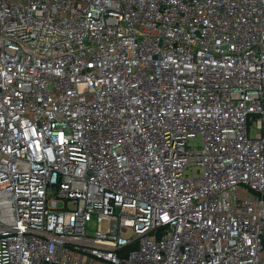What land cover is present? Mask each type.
<instances>
[{
  "label": "built area",
  "instance_id": "1",
  "mask_svg": "<svg viewBox=\"0 0 264 264\" xmlns=\"http://www.w3.org/2000/svg\"><path fill=\"white\" fill-rule=\"evenodd\" d=\"M0 264H264V0H0Z\"/></svg>",
  "mask_w": 264,
  "mask_h": 264
},
{
  "label": "rangeland",
  "instance_id": "2",
  "mask_svg": "<svg viewBox=\"0 0 264 264\" xmlns=\"http://www.w3.org/2000/svg\"><path fill=\"white\" fill-rule=\"evenodd\" d=\"M197 144H200V142L198 141Z\"/></svg>",
  "mask_w": 264,
  "mask_h": 264
}]
</instances>
